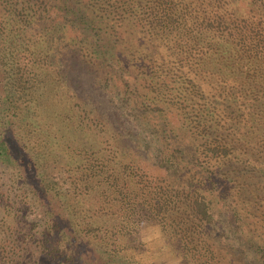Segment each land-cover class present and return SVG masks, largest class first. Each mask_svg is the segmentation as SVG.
<instances>
[{"label": "trees", "instance_id": "obj_1", "mask_svg": "<svg viewBox=\"0 0 264 264\" xmlns=\"http://www.w3.org/2000/svg\"><path fill=\"white\" fill-rule=\"evenodd\" d=\"M260 191L264 0H0V208L44 221L36 262L143 264L152 223L174 264H264Z\"/></svg>", "mask_w": 264, "mask_h": 264}, {"label": "rangeland", "instance_id": "obj_2", "mask_svg": "<svg viewBox=\"0 0 264 264\" xmlns=\"http://www.w3.org/2000/svg\"><path fill=\"white\" fill-rule=\"evenodd\" d=\"M242 4L243 2L241 1V7L243 8ZM261 193L262 201L260 200L259 203L254 201L251 203L252 211L249 215L252 237L255 238L257 242L264 237V235L261 234V230L264 231V229H262L264 215H259L260 207L264 209V193ZM6 214L7 213L2 212L0 208V264H45L35 261L39 249L36 248V238L31 240V236H29L30 234L35 237L38 236L40 229L42 230L44 226V221H38L36 223L37 225L33 223L32 226L31 224H28L27 221L16 220L13 215ZM31 220L35 222L33 219ZM244 223L248 226V223ZM30 226H32V228ZM27 228L35 230L31 232V230H28ZM142 230L146 241L143 247L141 246V250L135 249V251L131 252V254L134 255L133 260L136 261L138 258L140 260L142 259L144 262L143 264H174L175 261L174 258L171 257L172 255L170 252L161 253L154 249L156 245L155 237L159 234L157 225L151 223L146 226L145 224ZM214 244L216 251L220 253L225 252L226 245L222 242L215 240ZM32 256H34L33 259H31ZM239 259L241 260V258Z\"/></svg>", "mask_w": 264, "mask_h": 264}]
</instances>
